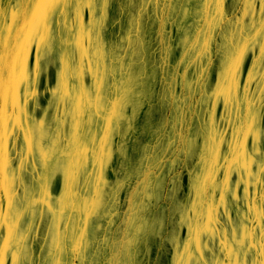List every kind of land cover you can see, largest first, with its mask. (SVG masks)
Masks as SVG:
<instances>
[{
  "label": "rangeland",
  "instance_id": "374dc122",
  "mask_svg": "<svg viewBox=\"0 0 264 264\" xmlns=\"http://www.w3.org/2000/svg\"><path fill=\"white\" fill-rule=\"evenodd\" d=\"M6 8L2 264H264V0Z\"/></svg>",
  "mask_w": 264,
  "mask_h": 264
},
{
  "label": "crops",
  "instance_id": "0c3cea01",
  "mask_svg": "<svg viewBox=\"0 0 264 264\" xmlns=\"http://www.w3.org/2000/svg\"><path fill=\"white\" fill-rule=\"evenodd\" d=\"M5 10V16H0V264L3 251V207L4 201L8 202V193L12 191L16 178L18 129L17 25L12 12L8 8Z\"/></svg>",
  "mask_w": 264,
  "mask_h": 264
},
{
  "label": "snow or ice",
  "instance_id": "6c2138e0",
  "mask_svg": "<svg viewBox=\"0 0 264 264\" xmlns=\"http://www.w3.org/2000/svg\"><path fill=\"white\" fill-rule=\"evenodd\" d=\"M47 2H48V3H52V2H54V0H47Z\"/></svg>",
  "mask_w": 264,
  "mask_h": 264
}]
</instances>
